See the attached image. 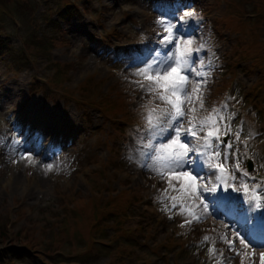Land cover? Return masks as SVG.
Listing matches in <instances>:
<instances>
[{"label": "rangeland", "instance_id": "1", "mask_svg": "<svg viewBox=\"0 0 264 264\" xmlns=\"http://www.w3.org/2000/svg\"><path fill=\"white\" fill-rule=\"evenodd\" d=\"M71 2L82 10L61 23L57 12ZM0 5V36L8 37V49L0 53V264H118L114 252L103 253L115 248L112 237L123 229L130 230L121 239L129 248L124 264H196L181 253L190 245L192 254L204 256V223L192 231L181 228L183 218L156 199L166 184L141 167L143 126L121 142L97 110L78 109L64 93L92 99L97 85L98 96L134 97L123 124L140 126L128 122L141 117L138 106L144 103L142 91L130 83L137 79L132 73L160 47L157 21L170 20L194 38V47L206 45L199 53L206 65L211 61L205 108L226 104L233 132L240 130L241 141L251 137L247 147L234 145L242 166L250 157L251 176L264 181V0H0ZM187 11L194 15L182 23ZM50 88L63 96L45 100L41 90ZM34 117L51 131L35 125ZM26 131L34 137L20 136ZM25 154L35 163L20 158ZM49 164L52 171L45 170ZM73 209L75 214L68 213ZM245 216L221 219L243 232L252 222ZM216 248L226 246L218 242ZM8 249L14 255L7 256ZM225 255L240 264L239 256ZM252 260L259 264V252Z\"/></svg>", "mask_w": 264, "mask_h": 264}, {"label": "snow or ice", "instance_id": "2", "mask_svg": "<svg viewBox=\"0 0 264 264\" xmlns=\"http://www.w3.org/2000/svg\"><path fill=\"white\" fill-rule=\"evenodd\" d=\"M193 15L185 12L182 23ZM157 23L162 29L157 32L160 47L135 65L132 75L137 79L130 81L143 93L145 135L138 138L141 167L166 184L156 199L164 210H175L173 214L183 218L181 228L192 231L194 225L211 219L225 230L214 227L210 232L215 235L202 238L215 264H231L233 257L226 256V251L239 256L240 264H255L252 257L259 252V264H264V181H257L242 166L239 149L234 147L238 142L247 147L251 137L241 141L240 130L233 132L226 104L205 108L211 61L206 65L199 53L206 45L194 47V38L170 20ZM202 111L207 114L201 115ZM20 158L35 163L30 154ZM45 170L52 171L53 165ZM253 208L261 211L246 217ZM226 215L245 216L252 227L243 232L233 228L221 219ZM218 242L226 248L217 249Z\"/></svg>", "mask_w": 264, "mask_h": 264}, {"label": "trees", "instance_id": "3", "mask_svg": "<svg viewBox=\"0 0 264 264\" xmlns=\"http://www.w3.org/2000/svg\"><path fill=\"white\" fill-rule=\"evenodd\" d=\"M0 8H1V5H0ZM18 8L22 9V5H20V7H18ZM75 11H77V6H76L75 3L74 4H70V6L67 5V6L64 7V9H62L61 11L57 12L59 14L57 18L59 20H62V22H64V20H67L69 17H73L75 15ZM13 12L15 14L19 15L14 9H13ZM23 12H24V10H23ZM17 15H15L16 17H15V19L13 21V22H15V26H16V24H18L17 21L19 20V17ZM22 15L24 16V14H22ZM22 15H19V16L23 17ZM7 40H8V37H5V38L3 37L2 38L0 36V53H2V52L4 53V52L7 51V49H8L7 48L8 45L6 44ZM36 41H38V40L36 39ZM37 43H42L43 46L46 44V42H42V41H38ZM118 99L119 100H115L112 97L111 98L107 97V95H102L99 99L95 98V97H92V99L82 98L80 100L79 99H75V100L77 102L79 101V102L85 104L88 107L90 106L92 108H95V109L99 110L101 112V114L104 116L105 119L110 120V121L113 120L114 122H118L119 120H122V119L124 120L123 114L128 111L127 104H129V102L132 101V100L129 101V100L125 99V97H123V96L119 97ZM117 115H121V117H120L121 119H116ZM128 120H129L128 122H133L134 121L137 124H143V121H142L141 117H134V118L128 119ZM120 129L122 130V132H124V135L128 134V132H129V129H127L125 125H121ZM118 134L121 135V133H118ZM67 210H68L67 208L64 209L65 212H67ZM76 210L77 209H73L72 212H68V213H71V214L74 213L75 214ZM76 215L77 216H81V213L76 214ZM50 228H51V230L53 229V222L50 225ZM125 234L126 233L117 234V235H115V238H117L119 236H122V235H125ZM4 235H6V234H4ZM57 236L58 235H56V237ZM105 246L108 247V246H110V244L106 243ZM122 250H123V248H120L118 246L117 248H113L112 250L106 249V251L103 254L107 255L110 252H114L115 253V258L114 259L116 260V262L121 263L124 260V259H122V260L120 259V254H121ZM6 253H7V256H9L10 254L14 255L12 250H9V249H8V251ZM0 255L2 256V254H0ZM12 258L14 259V257H12Z\"/></svg>", "mask_w": 264, "mask_h": 264}, {"label": "bare ground", "instance_id": "4", "mask_svg": "<svg viewBox=\"0 0 264 264\" xmlns=\"http://www.w3.org/2000/svg\"><path fill=\"white\" fill-rule=\"evenodd\" d=\"M29 119H30V117H29ZM32 122H34L35 123V125H38V127H40L41 129H43L44 130V132H50L51 131V128L49 127V125L48 124H44L43 122H40V121H38V120H36V118L34 117L33 119H32ZM37 128H35V130H36ZM41 131V130H40ZM43 132V131H42ZM20 134V136H24L25 138H26V140H28V139H30V137H34V133L33 132H30L29 134L27 133V131L25 132V133H19Z\"/></svg>", "mask_w": 264, "mask_h": 264}]
</instances>
